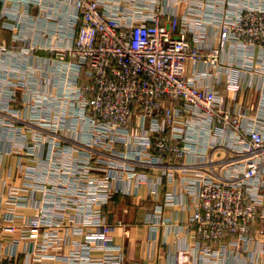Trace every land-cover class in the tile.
I'll list each match as a JSON object with an SVG mask.
<instances>
[{"label": "built area", "instance_id": "built-area-1", "mask_svg": "<svg viewBox=\"0 0 264 264\" xmlns=\"http://www.w3.org/2000/svg\"><path fill=\"white\" fill-rule=\"evenodd\" d=\"M68 1L75 33L58 58L75 60L69 67L86 76L66 89L70 121L48 114L25 123L0 118V142L9 144L0 148V165L14 153L34 160L41 145L69 149L77 162H63L70 179L60 189L43 183L32 166L25 167L21 187L0 181V198L22 220L5 225L0 206V264H123L101 208L130 185L136 194L148 186L155 206L146 223L154 229L173 224L164 205L189 213L198 263L223 264L228 254L251 253L252 245L264 255V115L224 108L217 89L203 83L227 46L251 57L258 51L264 61V0L240 1L210 19L211 46L198 40L206 31L200 14L168 12L161 0ZM5 52L0 45V58ZM226 70L228 87L234 70ZM163 183L189 200L165 193L161 205ZM16 209L35 212L24 217Z\"/></svg>", "mask_w": 264, "mask_h": 264}, {"label": "crops", "instance_id": "crops-1", "mask_svg": "<svg viewBox=\"0 0 264 264\" xmlns=\"http://www.w3.org/2000/svg\"><path fill=\"white\" fill-rule=\"evenodd\" d=\"M102 1L105 6L108 4V0ZM227 1L222 6H216L214 4L218 1L204 0L200 6L192 0H161L160 7L182 17L190 11L200 14L197 21L204 23L206 31L201 32L198 40L203 39L206 45L211 46L215 43L216 31L209 23L210 19H218L221 13H231L233 4L243 0H230V4ZM74 16L75 10L68 0H0V45L6 49L0 58V112L4 114H0V118L25 123L35 115L48 114L55 122L68 125L70 120L64 108L67 107L66 89L77 77L80 81L86 79L85 69L77 71L69 67L75 60L65 57L61 61L58 58V53L64 52L72 44ZM29 48V52L23 51ZM219 63L221 69H215L203 83L217 89L223 97V107L244 108L252 117L264 115V61L260 53L255 51L251 57L246 52L227 46L219 53ZM227 67L234 70L230 75L232 85L228 87ZM197 68L198 71L204 70L203 66ZM186 70L192 73L193 63H188ZM32 130L36 132V128ZM69 137L73 138L71 135ZM68 145L74 147L73 142ZM0 148L6 150L9 144L0 142ZM65 150L66 153L63 150L56 152L48 145H41L35 152L34 160L18 153L6 156L0 165V181L8 186L21 187L25 180L22 176L25 167L32 166L39 170L43 183L57 189L65 187V181L70 178L67 177L68 167L63 162L66 163L68 159L71 163L77 162L69 149ZM173 186L163 183L160 189L161 205L165 193L176 192ZM128 187L130 190L126 195H114L101 208L112 244L121 248L123 264H200L196 260L198 248L195 238L186 227L189 213L176 205H164L163 213L171 218L173 224L154 229L150 223H146L155 206L154 199L147 191L148 186L141 185L137 194L131 185ZM35 199L38 203L42 202L40 193L35 195ZM177 200L186 202L189 197L177 193ZM4 201L0 198L3 223H21V219H15L9 213L10 206L5 205ZM15 212L30 217L35 211L16 209ZM66 231L69 233V228ZM69 250L70 247L66 248L64 253L67 254ZM223 264H264V255L259 256L258 247L252 245L251 253L228 254Z\"/></svg>", "mask_w": 264, "mask_h": 264}]
</instances>
